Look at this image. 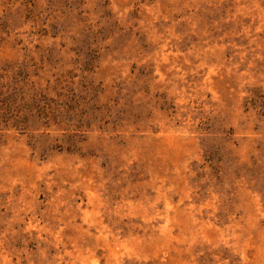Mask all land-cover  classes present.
<instances>
[{"label": "rangeland", "instance_id": "374dc122", "mask_svg": "<svg viewBox=\"0 0 264 264\" xmlns=\"http://www.w3.org/2000/svg\"><path fill=\"white\" fill-rule=\"evenodd\" d=\"M0 264H264V0H0Z\"/></svg>", "mask_w": 264, "mask_h": 264}]
</instances>
